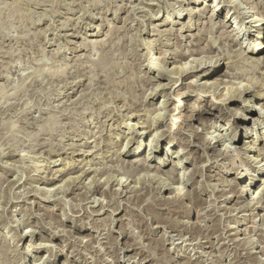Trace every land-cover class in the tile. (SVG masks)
<instances>
[{"label":"rangeland","instance_id":"1","mask_svg":"<svg viewBox=\"0 0 264 264\" xmlns=\"http://www.w3.org/2000/svg\"><path fill=\"white\" fill-rule=\"evenodd\" d=\"M195 1L0 0V264H63L66 256L69 264H264V53L261 66H242L240 46L250 50L256 33L233 40L229 32L241 25L228 3ZM249 1L264 13V0ZM219 2V17L208 18ZM257 17L263 24L264 14ZM180 54L188 57L173 66ZM215 57L223 59L212 64L218 82L227 73L238 79L202 92L197 60ZM242 84L252 94L211 107ZM251 95L253 118L240 123L244 138L234 144L222 129L232 118L224 108L246 112ZM148 124L196 145L199 128L227 154L192 145L174 182L165 175L173 164L160 162L179 161L176 140L159 142L170 149L158 153L146 148L148 133L126 147L131 126L142 133ZM250 142L257 150L246 154ZM124 147L134 155L120 153ZM232 164L249 175L245 185L260 172L238 206ZM155 175L171 195L158 194ZM248 199L260 205L243 209ZM24 230L64 254L48 263V248L27 253Z\"/></svg>","mask_w":264,"mask_h":264},{"label":"bare ground","instance_id":"2","mask_svg":"<svg viewBox=\"0 0 264 264\" xmlns=\"http://www.w3.org/2000/svg\"><path fill=\"white\" fill-rule=\"evenodd\" d=\"M222 2V1H221ZM219 2V3H215L213 5V8H212V12L210 14V16H208V18L212 19L213 17H219V12L217 10V8L219 7V5H221L222 3ZM228 3V6L232 8L233 10V15L236 16L235 17V20H238L239 21V25L240 27L238 28L239 31L236 32V30H231L229 32V36L230 38H233V40L235 39H238V37L240 36V32L241 31H244L246 34L248 33V35H251V34H254L256 33V38L257 40H254V42L252 41V43L250 44V50H246V48L248 46H244V44H242L240 46V55L242 56V58L240 59V63L242 64V66L244 67H249V68H255L257 66H261L262 65V58H259L258 56L263 54L264 52H262V50L264 49V44L262 42H259L258 41H261V40H264V29H261V26H264V23L262 24L261 22H263V19L261 18H258L257 16H262L264 13H262L260 11V9L257 7V5H255V3L249 1V0H224V3ZM195 3H202L204 4L203 1L201 0H196ZM221 3V4H220ZM243 5H247L246 7L247 8H242ZM250 6V7H249ZM225 7V6H224ZM221 9H223V6L221 7ZM246 9V10H245ZM255 10V12H252L251 11ZM184 12L187 11V15L189 14V16L191 15H194L196 14L195 12H193V10H189L186 8V10H183ZM159 16V15H158ZM229 15L226 16V18L228 17ZM233 18V16H231L230 20ZM229 20V21H230ZM190 21V20H189ZM211 21V20H210ZM189 23V22H188ZM191 25L192 22H191ZM214 25V24H213ZM222 25V24H221ZM190 26V25H189ZM224 26L225 23H224ZM186 27V26H184ZM192 27V26H191ZM190 27V28H191ZM212 30H213V27H212ZM182 31H184V28L182 29ZM227 36V37H229ZM218 42V41H217ZM216 45V44H215ZM257 45V46H256ZM214 46V45H213ZM205 49V48H204ZM206 50V49H205ZM212 51V50H211ZM216 53V52H215ZM220 53V52H219ZM218 53V55H219ZM187 54H180L176 57V59L173 61V66L174 64H177V62H180L182 59L184 58H187L188 56H186ZM204 56V55H203ZM208 56V55H207ZM216 56V55H215ZM257 56V57H256ZM193 57V56H192ZM223 57V56H222ZM204 59V58H203ZM200 58V60H197L198 62V66L195 67L197 70L196 72H200L202 74V78L203 79H206L207 82H204L203 85L200 87L201 91L202 92H208L207 90H211V91H215V90H218L221 85L223 84H227V83H233L234 80H237L238 78L235 76V75H230L229 73H227L225 75V78L228 79H221V82H218L219 79L218 78H214L217 76L218 73H216L217 71V67L216 68H213L212 69V64H213V61L216 59L213 58V60L211 62H205V60H203ZM225 59V58H224ZM193 60V59H192ZM223 61L222 58H218L216 59L215 61V65H218L220 64L221 62ZM166 64H168L169 62L168 61H165ZM184 64V63H183ZM195 64V63H194ZM187 65V64H186ZM185 65V66H186ZM185 66L183 68L180 67H176L174 69H177L178 72L179 71H182V70H186L185 69ZM195 68H190L189 71H192L191 69H195ZM188 71V70H186ZM194 71V70H193ZM194 73V72H192ZM240 77V76H239ZM208 79H212V81L209 83L208 82ZM177 81V80H176ZM179 82V81H178ZM194 83V82H193ZM193 85V84H192ZM196 85V84H195ZM235 85V84H234ZM174 86V85H173ZM199 87V86H198ZM239 87V86H238ZM242 88L241 89H236V91H233V92H230V90L228 92L230 93H227L226 95H222L220 97V99H218V101L216 102H213L211 103V107H214V109H217L218 106H225L224 104H228V103H231L232 101H234V99H243V96L246 95H250L252 93H250V86H246L245 84L241 86ZM158 88V87H157ZM166 88V87H165ZM225 94V93H224ZM229 94V95H228ZM189 95V94H188ZM254 96L256 97V95H251L250 97H248L245 101H243V106L242 108H244L246 110V112H243L241 111V109L238 108V110H235V111H232L230 110L228 107L224 108V110L226 111L227 110V113H229L230 116H232L231 119H228L227 120V124L224 125V127H222L223 131H227L229 132L230 131V136H232V140L234 141V144H237L241 141H243V138H244V135L242 134L241 136L239 135V131H241V124H246L247 121H251V118L250 115L252 113L253 115V112L251 111L250 108H254L255 106V100L253 101L252 98H254ZM174 97V96H173ZM168 98V97H167ZM173 99V98H172ZM166 106V105H165ZM168 109V108H167ZM177 109V108H176ZM164 110V109H163ZM220 111V110H219ZM155 112V111H154ZM256 112V115L258 113V111L256 109H254V113ZM173 113V112H172ZM248 113V114H247ZM159 115V114H158ZM173 116V115H172ZM176 116V115H175ZM258 116L263 119V122L264 123V113L262 114L261 112L258 113ZM160 117V116H159ZM191 117V116H190ZM157 118V117H156ZM173 117H171L172 119ZM239 119H240V122H239ZM194 120L191 118V122H193ZM201 122V121H200ZM257 122V120H256ZM259 122V121H258ZM149 125V124H148ZM193 125V124H192ZM191 125V126H192ZM136 125H132L130 130L133 131V138L129 141V143L127 144L126 147L130 146L133 142H135V140H142L145 138V136L148 134V133H152V135L150 136V142L148 143V145H146V148L150 146L152 147V149L155 151V152H158L159 153V149L161 150L162 147H160V143L161 141L163 140H169L171 139V142L172 141H175L176 140V143H174V145H178L179 146V149H177L176 151V158L180 157L178 160V162H174L172 159H166V158H162L161 159V162L160 163H168V164H173V169L171 170V172H167L165 173L166 176L170 177L172 181L175 182V171L176 170H180V169H186L188 161L189 159L185 158V159H181V157L183 158V156H186V155H190L192 156V154L194 152L191 151V153L189 151H186L189 147H191L192 145L198 147V149L200 148L201 149V145L204 146L207 150L210 149L214 152V154H216L217 157H221V156H225V154H227L226 152H223V151H219L218 152L216 151L215 149V145L217 143L220 142V140H218L216 137H207L206 135H202V131L199 130V128H196V130H193L194 132V138L196 141H198L200 144L196 145L194 144V142H190V141H187L185 139H175V137L173 138L172 137V131H171V137L170 136H167L166 132H163V131H159V129H161L162 127V124H158L157 126H154V125H149V126H146V127H142L141 129H143L142 133H138L137 131H135L134 127ZM175 127V126H174ZM190 127V126H189ZM193 127V126H192ZM245 130L247 129V127H243ZM192 129V128H191ZM145 130V131H144ZM221 130V129H220ZM165 131V130H164ZM168 131V130H167ZM169 134V133H168ZM228 134V133H227ZM170 135V134H169ZM212 135V134H211ZM157 136H159V138H157ZM229 136V135H228ZM240 136V137H239ZM223 137V136H222ZM221 137V138H222ZM262 141H264V133H262ZM173 139V140H172ZM140 140V141H141ZM140 143V142H139ZM255 142H250V146L246 147L245 148V153H249V152H252L253 150H257L256 147H251V145H253ZM170 145V142L166 143V147L162 148V151L164 150H169L170 148L168 147ZM126 147H124L120 153L122 154H126V153H129V155L132 157L134 155V152L133 151H130V150H127L126 151ZM255 148V149H254ZM228 149V148H226ZM235 149V148H234ZM237 151H239V149H235ZM244 150V149H243ZM225 151V150H224ZM261 151V150H260ZM205 152V151H204ZM216 152V153H215ZM229 152V151H228ZM231 152V151H230ZM235 152V151H234ZM233 152V153H234ZM212 153V152H211ZM236 153V152H235ZM258 153V152H257ZM206 154V153H205ZM241 155V151L239 153ZM245 154V155H246ZM167 156V155H166ZM189 156V157H190ZM215 156V155H214ZM135 157V156H134ZM149 158L151 157L150 155L148 156ZM193 157V156H192ZM211 157V156H210ZM230 157V156H229ZM227 160V159H226ZM264 161V160H263ZM165 163V164H166ZM256 163V162H255ZM261 163V162H260ZM258 163H256V165L254 166H257ZM162 165V164H158V167ZM164 165V164H163ZM232 168V171H230V173L235 177L234 180H233V183L238 181L240 182V189H232L231 188V192L232 194H234V200L232 201L233 203H235V205L238 206V204H241L243 203V199L246 198V195H248V192L246 190L247 187H249L251 185V183L254 182V180L256 179V176H257V173H260L259 171H256V174L252 177V181L250 184L248 185H245L246 182L244 184L243 183V178H245L246 176V181L249 180V175H247L246 173L245 174H241L239 173V168H237V166H235L234 164H232L231 166ZM251 168V167H250ZM151 169H155V168H151V167H148L147 170L148 171H151ZM158 169V168H157ZM197 170V169H196ZM204 170V169H203ZM135 172V171H134ZM157 172H162L160 170V168L157 170ZM185 172V171H184ZM234 172V173H233ZM248 172V171H247ZM262 172V171H261ZM147 173V172H146ZM187 173V172H186ZM161 174V173H160ZM184 174V173H183ZM250 174V173H249ZM179 175V174H178ZM204 175V174H203ZM151 176V175H150ZM248 176V177H247ZM189 177V176H188ZM251 177V175H250ZM150 178V177H149ZM153 180H156V182L159 184L157 190H158V194L162 195L164 193H170V195L173 193V188H172V185H169L165 182L164 179L162 178H157V176H153ZM184 180H185V177H184ZM183 180V181H184ZM190 180V179H189ZM264 180V179H263ZM47 182V181H46ZM229 182V181H228ZM232 182V180H231ZM237 183V182H236ZM236 183L234 185H236ZM171 184V183H170ZM225 185V184H224ZM232 184V186H234ZM245 185V186H244ZM263 185H264V181H263ZM231 186V187H232ZM105 187V186H104ZM109 187V186H108ZM179 190V189H177ZM261 191V190H260ZM50 192V191H49ZM58 192V191H57ZM56 192V193H57ZM138 192V191H136ZM142 192V191H141ZM144 192V190H143ZM142 192V193H143ZM264 194V192H262ZM261 193V194H262ZM49 194V193H48ZM54 194V193H52ZM59 194V193H58ZM141 194V193H140ZM139 195V194H138ZM48 196V195H47ZM185 196V195H184ZM50 197V196H49ZM188 197V196H187ZM233 197V196H232ZM262 199V198H261ZM164 200V199H163ZM246 200V199H245ZM258 200V199H256ZM177 201V199H176ZM255 200H250L248 199V203L244 204L243 206V209H249L256 206L257 204H259V202L261 201H255ZM263 203V202H262ZM260 205V204H259ZM262 205V204H261ZM264 206V205H263ZM256 208V207H255ZM258 208V207H257ZM261 208V207H260ZM103 209V208H102ZM239 209V208H238ZM242 209V210H243ZM105 210V209H104ZM103 210V211H104ZM258 210V209H257ZM237 211V209H236ZM100 212V211H99ZM102 212V211H101ZM246 212V211H245ZM115 213V212H114ZM113 213V214H114ZM208 213V212H207ZM200 215V214H199ZM120 220V219H119ZM26 224V223H25ZM27 225V224H26ZM65 225H63L62 227H64ZM58 230V229H57ZM27 231L24 230L23 233L19 235V239H20V243L21 242H25L28 240V238L30 237L31 238V241L29 243V245L27 246L28 249H27V253L29 252H33V249L36 250L37 252H40V251H43V249L45 248H48V252L46 254V257H48V263H51L52 261H55L57 258L56 256H58V253L61 252L64 254V251L63 250H60L62 249L61 247V244H58L56 246H50V244L52 245L53 244V240H48L45 238L42 239L43 237H41V243L38 244L35 242V237H37V235L35 234L36 232H30V234L26 233ZM55 232V231H54ZM66 231L64 230H60V231H57V233L59 234H64ZM70 232V231H69ZM57 235V234H55ZM67 235V234H66ZM68 236V235H67ZM75 238V237H74ZM58 240V239H57ZM48 243H45L43 244L44 242H47ZM59 241V240H58ZM99 242V241H98ZM19 243V244H20ZM72 243V242H71ZM69 247V246H68ZM33 248V249H32ZM49 254V256H48ZM37 257V256H35ZM45 258V256H44ZM53 258L55 260H53ZM37 259V258H36ZM23 260H24V263L26 261V258L23 256ZM43 260V259H42ZM46 260V261H47ZM39 261V260H38ZM36 261L34 264H39V262ZM45 261V262H46ZM27 262V261H26ZM71 262V259L69 256H66V261L63 263V264H69ZM41 263V262H40ZM53 263V262H52ZM73 264V263H72Z\"/></svg>","mask_w":264,"mask_h":264}]
</instances>
